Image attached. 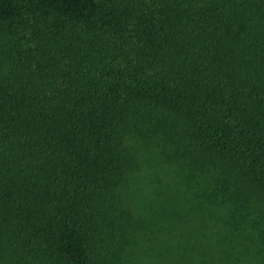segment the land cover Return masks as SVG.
Instances as JSON below:
<instances>
[{"label":"trees","instance_id":"16d2710c","mask_svg":"<svg viewBox=\"0 0 264 264\" xmlns=\"http://www.w3.org/2000/svg\"><path fill=\"white\" fill-rule=\"evenodd\" d=\"M132 137L264 264V0H0V264L125 261Z\"/></svg>","mask_w":264,"mask_h":264},{"label":"rangeland","instance_id":"374dc122","mask_svg":"<svg viewBox=\"0 0 264 264\" xmlns=\"http://www.w3.org/2000/svg\"><path fill=\"white\" fill-rule=\"evenodd\" d=\"M144 141L136 137L127 140L134 168L127 173L120 191L137 226L120 264H247L240 251L236 255L231 247L242 238L227 239L230 248L225 241L220 243L225 237L243 235L229 227L230 210L217 205L216 210L200 213L197 191L210 183L211 176L193 174L178 162L168 161L154 143ZM203 219L205 225L212 222V227L217 226L214 236L208 237V250L196 238L204 230Z\"/></svg>","mask_w":264,"mask_h":264}]
</instances>
